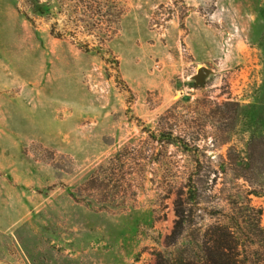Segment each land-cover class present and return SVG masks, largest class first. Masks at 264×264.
Wrapping results in <instances>:
<instances>
[{"label":"rangeland","instance_id":"rangeland-1","mask_svg":"<svg viewBox=\"0 0 264 264\" xmlns=\"http://www.w3.org/2000/svg\"><path fill=\"white\" fill-rule=\"evenodd\" d=\"M40 1L0 0V264H154L191 170L264 184V0Z\"/></svg>","mask_w":264,"mask_h":264},{"label":"trees","instance_id":"trees-1","mask_svg":"<svg viewBox=\"0 0 264 264\" xmlns=\"http://www.w3.org/2000/svg\"><path fill=\"white\" fill-rule=\"evenodd\" d=\"M28 2L34 12H41L43 4L40 0ZM241 154L234 149V157L242 158ZM211 174L220 175L223 186L226 183L235 185V194L229 198L235 213L224 215L220 207L214 205H219L222 200V190L215 192L214 187H211L214 180V177L210 178ZM253 176L252 168L243 164L191 170L173 200L175 218L173 232L169 237L171 243L177 245V252L159 254L154 264H246L240 258V243H251L255 239L250 238L245 231L252 228L259 233V240L264 241V231L259 221L262 212L253 208L248 198L249 194L264 197V184H260L259 189L248 190L238 183L239 180L249 183ZM202 198L205 204L201 203ZM249 211L255 218H250ZM205 217L209 222L204 223ZM190 228L188 244L179 247L180 240L187 239L185 232ZM238 230L241 235L236 232Z\"/></svg>","mask_w":264,"mask_h":264},{"label":"water","instance_id":"water-1","mask_svg":"<svg viewBox=\"0 0 264 264\" xmlns=\"http://www.w3.org/2000/svg\"><path fill=\"white\" fill-rule=\"evenodd\" d=\"M206 72H207V69L205 67H200L197 70L196 77H197V79H198L199 82H202L203 81V78H204V75L206 74Z\"/></svg>","mask_w":264,"mask_h":264}]
</instances>
